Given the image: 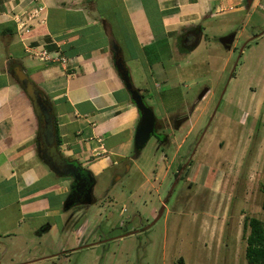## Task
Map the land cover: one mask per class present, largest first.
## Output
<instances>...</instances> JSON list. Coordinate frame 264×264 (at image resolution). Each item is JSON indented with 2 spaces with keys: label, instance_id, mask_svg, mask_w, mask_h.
Returning <instances> with one entry per match:
<instances>
[{
  "label": "rangeland",
  "instance_id": "rangeland-1",
  "mask_svg": "<svg viewBox=\"0 0 264 264\" xmlns=\"http://www.w3.org/2000/svg\"><path fill=\"white\" fill-rule=\"evenodd\" d=\"M229 4L194 49L176 37L150 48L149 68L139 51L126 60L166 140L114 170L81 164L96 202L56 220L68 232L41 234L46 199L30 215L0 186V264H247L244 219L264 222V0Z\"/></svg>",
  "mask_w": 264,
  "mask_h": 264
},
{
  "label": "crops",
  "instance_id": "crops-1",
  "mask_svg": "<svg viewBox=\"0 0 264 264\" xmlns=\"http://www.w3.org/2000/svg\"><path fill=\"white\" fill-rule=\"evenodd\" d=\"M232 1L0 0V186L30 215L38 212L33 208L38 200L46 199L43 217L51 221L41 234L71 229L69 222L56 221L65 219L69 183L38 155L40 124L16 79L17 68L51 108L60 154L99 173L114 170L133 151L139 115L115 70L110 41L124 62L140 55L149 68L143 47L170 44L181 30L202 28L203 19ZM37 7L43 9L42 21L19 31L17 22ZM39 51L50 60H40Z\"/></svg>",
  "mask_w": 264,
  "mask_h": 264
},
{
  "label": "water",
  "instance_id": "water-1",
  "mask_svg": "<svg viewBox=\"0 0 264 264\" xmlns=\"http://www.w3.org/2000/svg\"><path fill=\"white\" fill-rule=\"evenodd\" d=\"M246 1L247 4H250V0ZM234 38L235 34L231 33L227 36L219 38V43L226 49H230L231 45L233 44ZM200 40V36L189 35L186 38V41L183 43V46L186 49L192 50L199 45ZM110 47L113 54V64L115 70L139 115L133 136V153L135 157H137L139 152L146 146L150 138L155 136L156 117L152 108L145 104L141 94L133 86L128 68L123 61L118 46L113 40L110 41ZM17 72L18 73L16 75V79L20 84H24L25 94L31 100L35 116L37 117L40 124L38 129V139L40 142L38 147V155L40 156L41 160L47 165V167L58 177H72L73 185H79V183H82L81 187H84V189L82 191L83 193L81 197H76L77 204H93L95 202L92 200V190L95 184L94 178L90 174L82 177L83 169L75 163L67 162L61 156L58 150V142L55 136L54 118L51 114V108L47 103L43 101V98L39 94L38 90L28 80V77L25 75V73L19 68H17ZM205 92L206 90L201 92V94L197 97V101H199L204 96ZM73 202L74 200L72 198V194H70L66 199L65 204L63 205V210L69 209L74 204ZM164 206L165 203L159 210L154 222L160 218ZM85 247H87V245L81 246L78 249Z\"/></svg>",
  "mask_w": 264,
  "mask_h": 264
},
{
  "label": "trees",
  "instance_id": "trees-1",
  "mask_svg": "<svg viewBox=\"0 0 264 264\" xmlns=\"http://www.w3.org/2000/svg\"><path fill=\"white\" fill-rule=\"evenodd\" d=\"M166 45L167 44H160ZM155 46H146L143 47L144 53L147 58V63L149 65H153L154 63H158L157 59L152 58L150 54V48H154ZM165 46V47H166ZM159 50L156 51V55H158ZM42 124V123H41ZM38 134L36 142L38 143ZM181 169V165L179 166ZM243 230L245 234V259L247 264H264V222L255 218V217H246L243 222ZM181 263V259H179Z\"/></svg>",
  "mask_w": 264,
  "mask_h": 264
},
{
  "label": "flooded vegetation",
  "instance_id": "flooded-vegetation-1",
  "mask_svg": "<svg viewBox=\"0 0 264 264\" xmlns=\"http://www.w3.org/2000/svg\"><path fill=\"white\" fill-rule=\"evenodd\" d=\"M189 35H196V36H200V37H202V34H201V28L200 27H198V26H194V27H190V28H187V29H184L183 31H182V33L181 34H179V36H178V40H179V42H180V45L183 47V48H185L184 46H183V43L186 41V38L189 36ZM201 41V40H200ZM200 43V42H199ZM43 101L45 102V103H47L46 102V100H44L43 99ZM146 104V103H145ZM156 132H155V136L153 137L154 139H155V141L157 142V143H163L165 140H166V137H165V135L162 133V132H159V128H158V121H157V119H156ZM39 140V139H38ZM39 144H40V142L38 141V143H37V149H38V147H39ZM63 157V156H62ZM64 158V157H63ZM67 162H69V163H75V162H72V161H70V160H68V159H66V158H64ZM76 165H78V166H80L81 167V165L80 164H78V163H75ZM87 174H90L92 177H93V174L90 172V171H82V177H84V176H86ZM66 179H68L69 180V184H68V186H67V192H66V195H65V197H64V200H63V203H62V209H63V205L65 204V202H66V199L68 198V196L70 195V194H72V198H73V200H74V204L69 208V209H67V210H63L65 213H69V211H71V210H73V209H83V208H85L86 206H88V205H81V204H77V199H76V197L77 196H80L81 197V195H82V191H83V189H84V187L82 188L81 187V185H82V183H79V185H73V178L72 177H67ZM94 186H95V184H94ZM93 189H94V187H93ZM92 195H93V190H92ZM92 200L93 201H95V199H94V197H92ZM96 202V201H95ZM95 202H94V204H95ZM69 204V203H68ZM73 218V215H70V218H69V220L70 219H72ZM68 222H70V221H68Z\"/></svg>",
  "mask_w": 264,
  "mask_h": 264
},
{
  "label": "built area",
  "instance_id": "built-area-1",
  "mask_svg": "<svg viewBox=\"0 0 264 264\" xmlns=\"http://www.w3.org/2000/svg\"><path fill=\"white\" fill-rule=\"evenodd\" d=\"M43 11V9L41 7H37L36 9H34L30 15L27 17V19L25 21L22 22H17V26L19 31H23L26 32V28H27V24L30 23L31 21H37L39 20L40 22L42 20H40V14ZM220 11H223V8H220ZM36 56L43 61H47L50 60L48 54L45 51H39L38 53H36ZM59 62H61L62 64L66 63V60L64 58H59Z\"/></svg>",
  "mask_w": 264,
  "mask_h": 264
}]
</instances>
